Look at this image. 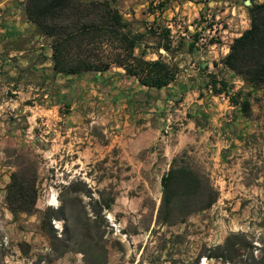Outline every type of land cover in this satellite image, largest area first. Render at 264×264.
I'll return each mask as SVG.
<instances>
[{
    "label": "rangeland",
    "instance_id": "obj_1",
    "mask_svg": "<svg viewBox=\"0 0 264 264\" xmlns=\"http://www.w3.org/2000/svg\"><path fill=\"white\" fill-rule=\"evenodd\" d=\"M148 1L154 6L161 2ZM179 1L204 6L200 47L211 39L221 41L226 27L230 34L245 26L243 8L222 15L231 4L242 7L244 0ZM4 2L0 0V264H86L87 259L89 264H192L234 233L264 245V94L250 98L252 118L224 124L213 116L188 115L183 94L174 98L167 90L142 87L120 68L65 77L41 59L35 66L18 65L20 55L13 49L25 41L9 34ZM186 9L170 23L182 37L187 35ZM167 22L157 10L151 23ZM43 37L37 36L40 43L51 42ZM196 76L188 85H198L201 95L212 100L207 79ZM232 84L235 90L241 86L237 79ZM238 91L244 100L246 93ZM215 97L216 104L208 101L210 112L224 105L225 95ZM21 156L38 164L42 190L37 212L15 220L5 189ZM175 157L208 178L218 200L185 220L166 222L159 214L161 179ZM77 180L87 184L100 205L67 189ZM112 198V207L96 219L92 211ZM61 207L73 233L72 238L63 236L54 251L41 216ZM85 210L96 219L91 226ZM53 224L62 237L65 221ZM63 245L69 251L60 256ZM200 264L220 263L202 258Z\"/></svg>",
    "mask_w": 264,
    "mask_h": 264
},
{
    "label": "trees",
    "instance_id": "obj_2",
    "mask_svg": "<svg viewBox=\"0 0 264 264\" xmlns=\"http://www.w3.org/2000/svg\"><path fill=\"white\" fill-rule=\"evenodd\" d=\"M170 3L171 0H161L157 6L151 3L148 14L156 15L157 10L163 13ZM247 8L250 27L233 39L229 45V53L221 63L251 90L243 100L242 91L232 95L228 82L214 74L208 75L206 88L214 96L225 95L233 106L240 108L244 117L250 119L253 115L250 100L252 92L264 91V2L251 0ZM24 12L27 20L36 26L39 35L51 41L52 70L57 75L70 77L102 74L113 68H120L127 76L135 78L142 87L162 90L175 83L181 74L177 64L159 53V49H164L172 54L182 47V40L177 45L174 44L172 28L137 19L126 20L114 0H25ZM140 25L144 27V32L138 30ZM200 35L202 34L196 32L192 36L190 51L195 49ZM215 43L218 42L211 39L208 44ZM138 47L139 52L136 50ZM152 50L158 52V59L147 58ZM12 167L15 170L5 189V201L14 219L18 220L22 215L32 216L37 212L42 188L36 162L21 156L17 157ZM161 185L159 214L164 216L166 222L185 220L192 214L211 208L218 200V192L210 180L189 167L182 157L172 160L170 169L162 176ZM67 189L71 193L89 197L100 205L84 182L77 180ZM114 202L112 198L101 205L99 210L92 211L93 216L97 219L102 209H110ZM85 219L87 226H91L92 222L96 223V219H92L86 210ZM61 220L65 221V228L62 237H59L53 222ZM67 220L63 207L48 208L42 213L41 228L54 251H57V243L63 242V236L72 238L73 230ZM95 227L100 230V226ZM63 247L60 256L69 251L67 245ZM259 251H263V254H259ZM202 258L220 264H264V245H256L245 233H234L223 244L206 249L192 264H200ZM86 264H89V259Z\"/></svg>",
    "mask_w": 264,
    "mask_h": 264
},
{
    "label": "crops",
    "instance_id": "obj_3",
    "mask_svg": "<svg viewBox=\"0 0 264 264\" xmlns=\"http://www.w3.org/2000/svg\"><path fill=\"white\" fill-rule=\"evenodd\" d=\"M24 1L25 0H5L4 2V7L9 8L8 13L5 16V19L10 25L9 34L13 35L14 38H22L25 41V43L23 42V45L20 48L13 49L14 53H18L20 55L17 57V64L35 66L36 64H39L41 59V61L44 62L42 63L43 65L52 67V49L50 47V43L44 44L43 42L40 43V41H38L37 36L39 34L36 26L29 22L26 18L24 12ZM114 1L115 5L124 14L126 20L131 21L133 19H137L144 23H151L155 19V15L148 14V8L152 3L151 1L146 0V3H139L138 0H136V2H131V0ZM254 1L258 3L264 2V0ZM247 2L251 3V0H244L242 7L239 4H231V6L227 7L224 11H222V15L225 14L227 11H231V14L234 15L237 10L243 8V14L246 18V21L244 22V27H242L241 29L240 27L236 28L235 30H233V32L228 34L229 29L225 26L226 30H224L223 33L226 34V36H222L221 41L216 40L218 43L212 45L208 44L204 47H200L199 44L196 43V47L193 51H190L189 47L193 41L192 36L196 32L200 33L199 31L200 29H202V24L199 22V18L202 16L203 13V4H194L191 1L180 2L179 0H171V3L167 6L166 10L164 11L165 20L168 21L167 25L172 28V37L174 44L177 45L179 41L182 40L183 45L179 48V50L174 51L176 52V56H170V54L164 49H159V53H161L165 59L173 61L180 67V69H182L178 80L162 90L169 91L172 94V97L174 98L179 93L183 94V108L188 115H193L195 112H197L198 115H201L202 117H216L217 121L222 122L224 124H227V122H229L230 120L233 121L235 119L239 123H245V121L249 120L241 114L239 107H235L230 103V100L227 97V99H223L225 101L224 105H216V108L210 112V110L207 108V105L209 103L208 101L216 104V97L213 96L212 100H209L208 97L201 95L198 85L197 87L196 85H191V83H195L194 78L196 75V77L204 76L206 79H208V75L214 74L218 78L224 79L228 82L231 94L233 93V91H238L239 89H242L244 93H247L251 90L238 76L226 69L221 63V60L228 55L229 45L231 44L233 39L239 37L245 30L250 27V17L247 8L248 6H250V4H248ZM207 5L211 6V3L208 2ZM186 7H188V9H186ZM182 8L186 9L182 13L188 16V21H185L187 26L184 29L187 35L183 37L181 36V32L177 28V26H172L170 24L173 21L174 17L178 15L179 10ZM138 30L140 32H144L145 29L142 25H140L138 27ZM136 50L137 52H139L140 47H138ZM149 52L150 53L147 56L148 59H158V52H156L155 50ZM215 63H217L216 67L214 66ZM186 65L190 67L187 69L185 68ZM191 67H193L194 69L192 70ZM185 71H192L193 73L186 74ZM236 79L239 80L241 86L235 90L232 89L231 86L233 85L232 81L235 83ZM188 82H191L190 85H188ZM196 88H198V90H196ZM263 94L264 91L252 92L253 98ZM233 113L235 114L234 116ZM214 123H216V125L213 124V127L216 128L217 122Z\"/></svg>",
    "mask_w": 264,
    "mask_h": 264
},
{
    "label": "water",
    "instance_id": "obj_4",
    "mask_svg": "<svg viewBox=\"0 0 264 264\" xmlns=\"http://www.w3.org/2000/svg\"><path fill=\"white\" fill-rule=\"evenodd\" d=\"M248 4H250V2H247Z\"/></svg>",
    "mask_w": 264,
    "mask_h": 264
},
{
    "label": "bare ground",
    "instance_id": "obj_5",
    "mask_svg": "<svg viewBox=\"0 0 264 264\" xmlns=\"http://www.w3.org/2000/svg\"><path fill=\"white\" fill-rule=\"evenodd\" d=\"M56 199H54V201H55Z\"/></svg>",
    "mask_w": 264,
    "mask_h": 264
}]
</instances>
